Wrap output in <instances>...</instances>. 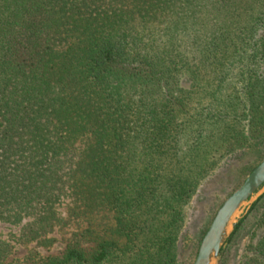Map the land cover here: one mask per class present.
I'll return each mask as SVG.
<instances>
[{
  "label": "trees",
  "instance_id": "1",
  "mask_svg": "<svg viewBox=\"0 0 264 264\" xmlns=\"http://www.w3.org/2000/svg\"><path fill=\"white\" fill-rule=\"evenodd\" d=\"M240 155L264 157V0H0V224H85L39 264H181L186 207ZM252 225L239 264H264V192L218 264Z\"/></svg>",
  "mask_w": 264,
  "mask_h": 264
},
{
  "label": "rangeland",
  "instance_id": "2",
  "mask_svg": "<svg viewBox=\"0 0 264 264\" xmlns=\"http://www.w3.org/2000/svg\"><path fill=\"white\" fill-rule=\"evenodd\" d=\"M256 161L257 159L253 155L228 157L226 160L217 164V166L200 182L186 207L183 224L178 233L179 263L182 264L187 260L190 254L196 249V245L198 249L201 241L199 239H202L215 213L225 199L243 183L246 176L250 173L247 172V166L256 163ZM261 161H259L257 165ZM66 206V202L61 203L57 210L64 217H66ZM247 207L248 203L243 206L238 216L243 215ZM25 223H27V220L22 222V224ZM109 225L113 224L109 223ZM84 227L85 224L82 223L81 225L67 224L63 229L56 228L53 233L43 238L52 240L51 243L47 245L37 242L27 245H18L13 238L19 234L21 226L10 227L0 224V239L9 240L15 245L12 254L7 258L4 264H39L42 259L47 257L60 256L67 245L72 241V233H77L81 229H84ZM259 234L260 230H256L253 225L249 226L231 249L227 264H239L249 244L255 241ZM83 246L88 245L84 244ZM224 247L225 245L222 249H224ZM195 251V256L191 264H193L196 257L197 250Z\"/></svg>",
  "mask_w": 264,
  "mask_h": 264
},
{
  "label": "water",
  "instance_id": "3",
  "mask_svg": "<svg viewBox=\"0 0 264 264\" xmlns=\"http://www.w3.org/2000/svg\"><path fill=\"white\" fill-rule=\"evenodd\" d=\"M263 192L264 158L221 204L199 243L193 264L218 263L220 252L235 226L244 218L251 204ZM246 203H248L246 212L238 216Z\"/></svg>",
  "mask_w": 264,
  "mask_h": 264
}]
</instances>
